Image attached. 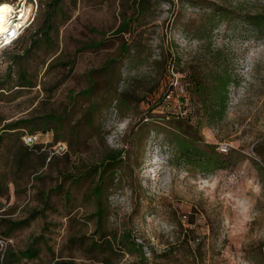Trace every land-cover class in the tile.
<instances>
[{
  "label": "rangeland",
  "instance_id": "1",
  "mask_svg": "<svg viewBox=\"0 0 264 264\" xmlns=\"http://www.w3.org/2000/svg\"><path fill=\"white\" fill-rule=\"evenodd\" d=\"M4 1L24 3L40 20L48 7L57 10L51 45L41 43L22 58L33 87L15 85L14 63L6 75L10 55L20 49L12 45L2 56L0 49V180L6 188L0 212L20 219L42 211L0 239L2 249L7 243L23 249L41 235L39 257L24 264H49L59 257L78 264H264V28L254 32L245 20L264 13V0ZM126 21L127 32L116 33ZM93 42L99 44L77 51ZM54 53L74 60L71 71L46 67ZM213 55H220L217 64L232 81L223 116L208 124L188 81L190 74H208ZM109 60L111 66L97 74ZM91 77L95 85L85 96ZM178 84L188 99L184 105ZM166 92L168 103L161 105ZM91 102L100 108L92 128L69 137L67 123L59 139L51 130L39 133L31 145L41 147L37 153L32 149L26 166L17 170L6 161L11 143L32 146L19 137L22 129L5 130V124L47 113L66 115L72 123ZM182 108L188 117H174ZM30 125L42 126L41 120ZM176 132L204 148L213 144L206 149L212 160L218 144L229 142L230 150L219 153L224 165L175 163L167 145ZM121 148L102 184L103 220L108 238L134 247L115 244L113 251L97 255L89 244L98 236L92 215L98 204L88 192L97 177L74 183L70 174L99 166ZM43 157L45 164L33 177L31 168ZM58 184L63 193L55 192Z\"/></svg>",
  "mask_w": 264,
  "mask_h": 264
},
{
  "label": "trees",
  "instance_id": "2",
  "mask_svg": "<svg viewBox=\"0 0 264 264\" xmlns=\"http://www.w3.org/2000/svg\"><path fill=\"white\" fill-rule=\"evenodd\" d=\"M54 2H57V0H53ZM1 2V1H0ZM9 2V1H8ZM13 2V1H12ZM136 6L143 5L142 2L137 1ZM57 10V7L47 8V11L45 13V17L40 20L37 16L35 19V16L33 19L25 25L18 37L12 41L11 43L5 45L3 47V51L1 52L4 54V50L13 46H17L20 51L13 52L10 55V61L11 63L7 64V76H10L12 71V63H14L17 67V80H16V86L20 88H31L34 86V82L31 78V76L28 74V70L26 66L22 63V58L25 54H28L32 48L39 47L41 43H45L48 47L52 43V21L55 15V12ZM221 12V11H220ZM35 19V22H34ZM245 20L249 25L253 26L254 32H259L261 28H264V13H257V14H248V16L245 17ZM34 22V23H33ZM37 23V24H35ZM33 24V25H32ZM38 25V26H37ZM36 26V27H35ZM127 21L121 23L116 28V33H126L127 32ZM33 27V32H30L31 28ZM98 42L93 43H86L80 49H77V51L97 46ZM124 50H128V43L123 44ZM6 51V50H5ZM124 52V51H123ZM220 55H213L211 58V62L213 61V66L208 71V74H204L202 76H197L195 74H190L189 77V91L191 98L194 99L193 103L195 106H199L198 110L201 111V116L205 118L208 124L215 123L221 116H223L225 109H226V102L227 100V86L232 81L230 74L227 72V69L219 68V65L217 64V61L219 60ZM1 62V60H0ZM112 60H109L107 63H105V66L100 67L98 69V73H102L105 71L109 66L112 64ZM74 60L67 59V60H61V55L55 53L52 55L51 59L49 60L46 67L48 68H54L57 66L61 67H68V71H71L72 66L74 65ZM90 86L82 91V94L85 96L90 95L92 92L94 85H95V78H89ZM167 93V92H166ZM166 93L163 95V99L166 95ZM195 97H197L199 100H196ZM119 101L120 98H118ZM180 100L182 102V105L187 103V98L180 97ZM161 105H165L163 100L160 103ZM99 106L95 102H91L87 106H85L81 112V116L77 119L70 122V120L67 118L68 116H64L62 114H56V113H47L43 116H40L38 118H22L19 120L11 121L5 124L3 129L5 130H14V129H22V131L18 132L19 137L24 141V137L26 135H37L39 136V133L47 132L48 130H51L54 132L55 139H59L64 137L62 133L59 131L62 130L65 126V124L68 123V131L70 132L69 137H79L80 133L87 129L92 128L95 123L96 114L99 111ZM183 111V112H182ZM201 116L195 121L196 126L200 127L201 124ZM178 119H185L188 117L187 111L185 108H182L180 110V113L177 116H174ZM35 119L41 120L42 126H34L30 125ZM71 123V124H70ZM19 131V130H16ZM14 132V131H12ZM172 139L171 143H168L167 147L170 149L172 158L175 163H178L177 161L189 163L191 165H199L197 162L200 160L203 162L206 166L210 164H215L217 166L224 165L226 159L223 158L219 153H216V158L212 160V156L209 154V152L206 150L207 148L214 149L215 146L210 143H204L203 145L205 148L201 145L194 144L191 137L189 139H186L184 135H181L180 132L172 133ZM4 136L0 134V148L1 143L3 141ZM191 139V140H190ZM25 142V141H24ZM36 143V141L34 142ZM17 143H11L7 146V153H6V161L11 162L13 166H16V169L21 170L22 167L26 166L28 160L30 159L32 152L34 151L37 153L40 149V145L34 144L32 147L22 145V146H16ZM29 145V144H28ZM33 149V151H32ZM123 149L119 150H111V152L105 156V159L102 160L99 166H90L86 167L84 170H79L80 172L77 174H70V178L74 183H78L82 179H88L89 177H97L96 183L94 186L90 187L88 189L90 197H93L97 201V206L93 212V216L95 217V235H98L96 239H93V241L89 244L90 251L95 252L97 255L102 254L104 252L113 251V247L115 244H123V247L126 249H129L131 251L133 249L132 246L126 245L122 239L117 240L115 236L113 238H108V231L106 230V227L104 225V217L107 215V208L105 204L101 201L102 196V184L106 177L110 174V168H108L107 165L114 166L115 162L120 159L122 156ZM51 157L47 162H49ZM109 163V164H108ZM45 164V157L42 158L40 163L36 166H33L32 169V175L33 177L38 175V169L42 168ZM78 171V169H76ZM5 186L3 184V181L0 180V205H1V199L5 192ZM56 193H63L62 185L58 184L57 188H55ZM67 192L65 191L66 195ZM1 208V206H0ZM41 210H33L29 213L28 217L20 218V219H12L9 216H7L5 213L0 212V239L3 237L8 236L10 233H12L13 230L19 229L21 227L27 226L32 219H34L38 214H40ZM2 225V227H1ZM130 236L124 237V239H127ZM43 240V236L38 235L31 238V241L27 244V247H24L23 249H13L10 244H6L4 250L2 249V246L0 244V264H24L23 260H30L38 258L41 252L42 247L40 246L41 242ZM120 242V243H119ZM78 243L80 245L85 244L84 237H80L78 239ZM134 244V242H132ZM119 246V245H118ZM140 257V256H139ZM101 264L103 263V260H99ZM49 264H78L75 261L71 259H65L64 257H59L56 260H53Z\"/></svg>",
  "mask_w": 264,
  "mask_h": 264
},
{
  "label": "bare ground",
  "instance_id": "3",
  "mask_svg": "<svg viewBox=\"0 0 264 264\" xmlns=\"http://www.w3.org/2000/svg\"><path fill=\"white\" fill-rule=\"evenodd\" d=\"M25 1V0H24ZM0 4H9L3 0ZM25 4L22 3L21 7L16 10V8L11 5L10 8H4L2 10V15L4 17L3 24H0V42L5 39V44H8L9 39L7 36L8 33H17L20 26L23 25L27 17H29V12L25 10ZM20 13L19 16L16 17V14ZM15 16V17H14ZM14 17V18H13Z\"/></svg>",
  "mask_w": 264,
  "mask_h": 264
},
{
  "label": "built area",
  "instance_id": "4",
  "mask_svg": "<svg viewBox=\"0 0 264 264\" xmlns=\"http://www.w3.org/2000/svg\"><path fill=\"white\" fill-rule=\"evenodd\" d=\"M20 1V0H19ZM22 1V0H21ZM18 2V1H17ZM12 4V3H11ZM13 6H14V4H12ZM16 9H19L20 8V6H14ZM29 9V8H28ZM19 14L20 13H17L16 14V17L17 16H19ZM15 17V16H14ZM13 17V18H14ZM33 17H34V15H33V11H32V8H30V14H29V17H27V19L25 20V22L23 23V25L22 26H20L19 27V29H18V32L17 33H8L7 34V36H9L8 37V39H9V42H8V44L9 43H11L12 41H14L17 37H18V35L20 34V32H21V30H22V28L25 26V25H27L32 19H33ZM5 45H7V44H5V39H3L1 42H0V49L2 48V47H4ZM176 91H177V93L176 94H178L177 96H178V98L179 97H184V93H185V91H184V88H183V86L182 85H177L176 86ZM169 97H170V92L169 93H167L166 95H165V97H164V99H163V102L166 104V103H168V99H169ZM37 139H38V136L37 135H26L25 137H24V141L27 143V144H32V143H34L35 141H37ZM232 145L229 143V142H220L219 144H218V147H217V150L220 152V153H227L229 150H230V147H231Z\"/></svg>",
  "mask_w": 264,
  "mask_h": 264
},
{
  "label": "snow or ice",
  "instance_id": "5",
  "mask_svg": "<svg viewBox=\"0 0 264 264\" xmlns=\"http://www.w3.org/2000/svg\"><path fill=\"white\" fill-rule=\"evenodd\" d=\"M10 7H12V6L9 5V4H0V24H3V22H4V17L2 15V10L4 8H10Z\"/></svg>",
  "mask_w": 264,
  "mask_h": 264
}]
</instances>
